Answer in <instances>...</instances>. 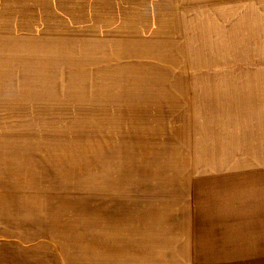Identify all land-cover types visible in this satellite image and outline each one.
Listing matches in <instances>:
<instances>
[{
  "label": "rangeland",
  "instance_id": "obj_1",
  "mask_svg": "<svg viewBox=\"0 0 264 264\" xmlns=\"http://www.w3.org/2000/svg\"><path fill=\"white\" fill-rule=\"evenodd\" d=\"M0 264H264V0H0Z\"/></svg>",
  "mask_w": 264,
  "mask_h": 264
}]
</instances>
